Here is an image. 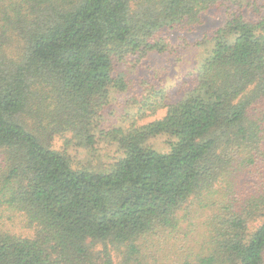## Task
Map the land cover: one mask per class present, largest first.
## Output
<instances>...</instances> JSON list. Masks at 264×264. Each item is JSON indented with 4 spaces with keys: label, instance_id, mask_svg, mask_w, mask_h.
Listing matches in <instances>:
<instances>
[{
    "label": "trees",
    "instance_id": "trees-1",
    "mask_svg": "<svg viewBox=\"0 0 264 264\" xmlns=\"http://www.w3.org/2000/svg\"><path fill=\"white\" fill-rule=\"evenodd\" d=\"M227 2L0 0V36L15 40L0 49V208L35 229L26 240L0 227V264H114L113 249L131 264L151 241L185 249L179 264H264V15L228 17L181 100L158 90L140 103L138 118L164 117L101 129L127 89L118 68L174 51L162 30ZM51 131L88 149L105 141L118 157L74 169ZM161 138L165 153L152 145ZM234 167L250 193H236ZM96 245L108 256L96 260Z\"/></svg>",
    "mask_w": 264,
    "mask_h": 264
},
{
    "label": "rangeland",
    "instance_id": "rangeland-1",
    "mask_svg": "<svg viewBox=\"0 0 264 264\" xmlns=\"http://www.w3.org/2000/svg\"><path fill=\"white\" fill-rule=\"evenodd\" d=\"M233 12L241 13L247 21L257 22L264 15V0H233L231 3L227 2L204 11L198 25L164 29L158 36L167 40L169 45L173 46L174 51L159 55L152 53L143 61H129L118 68L117 73L124 74L127 89L120 103L112 104L104 109L101 129L105 130L107 127L120 125L127 126L131 122L135 126H141L164 117L166 108L155 113L147 112L144 117L138 118L137 114L142 109L140 103L153 101L156 96L155 91L162 90L167 95L166 102L173 104L194 89L198 80L196 68L207 56L211 47L208 41ZM5 37L0 36V49L9 52L15 40L7 41ZM131 60H135V58ZM261 108L264 112V104ZM49 142L52 150L66 154L70 158L74 169L82 166L107 168L112 160L118 157L114 148L106 144L105 141L96 142L95 148L88 149L78 145L71 133L55 135L54 131H51ZM152 145L160 153H165L168 149L165 147L164 138L153 142ZM235 167L232 180L235 183L236 193L237 191L250 193V184L255 182L245 173L238 174ZM230 197L235 196L230 194ZM262 220L263 218L253 222L251 231L256 229ZM0 227L12 235L26 240L33 239L35 235V229L25 222L21 214L7 208H0ZM192 239L193 237L188 238V244L192 243ZM148 247L147 256H137L131 264H179L186 254L183 252L185 249L181 250L179 246L177 248L163 247L159 242L151 241ZM191 247H193V243ZM109 251L110 247L106 250V247L102 245H96L91 249L96 260L108 256ZM112 251L114 264H127L125 263L124 249H113ZM194 253H197L196 250L188 251V254L195 255Z\"/></svg>",
    "mask_w": 264,
    "mask_h": 264
}]
</instances>
